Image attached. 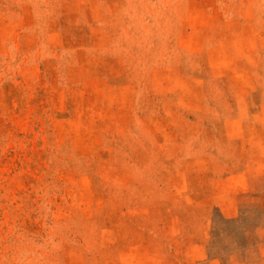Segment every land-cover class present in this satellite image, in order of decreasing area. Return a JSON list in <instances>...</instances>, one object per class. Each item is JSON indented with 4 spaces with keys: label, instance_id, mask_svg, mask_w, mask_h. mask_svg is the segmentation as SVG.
<instances>
[{
    "label": "rangeland",
    "instance_id": "rangeland-1",
    "mask_svg": "<svg viewBox=\"0 0 264 264\" xmlns=\"http://www.w3.org/2000/svg\"><path fill=\"white\" fill-rule=\"evenodd\" d=\"M0 264H264V0H0Z\"/></svg>",
    "mask_w": 264,
    "mask_h": 264
}]
</instances>
